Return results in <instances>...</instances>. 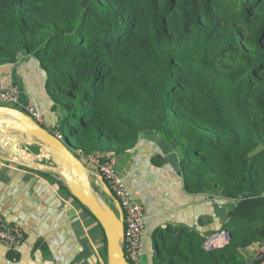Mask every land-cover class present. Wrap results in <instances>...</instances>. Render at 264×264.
I'll return each mask as SVG.
<instances>
[{"label": "trees", "instance_id": "obj_1", "mask_svg": "<svg viewBox=\"0 0 264 264\" xmlns=\"http://www.w3.org/2000/svg\"><path fill=\"white\" fill-rule=\"evenodd\" d=\"M22 50L45 74L50 132L76 156L159 138L187 194L233 202L229 241L206 249L159 227L152 264L264 263V0H0V68Z\"/></svg>", "mask_w": 264, "mask_h": 264}, {"label": "crops", "instance_id": "obj_2", "mask_svg": "<svg viewBox=\"0 0 264 264\" xmlns=\"http://www.w3.org/2000/svg\"><path fill=\"white\" fill-rule=\"evenodd\" d=\"M12 76L22 83L25 104L41 113V126L50 131L57 118L45 91L44 72L35 61L22 59L12 67L0 68V86L13 85ZM159 140L140 137L134 150L116 157L117 172L125 177L134 199L145 209L147 264H152L153 231L167 225L195 231L204 240V247L208 243L220 247V242L227 241L221 234L228 232L227 212L233 207V202L212 192L187 194L172 154ZM20 149L25 156H34L39 164L51 166L48 156L39 149ZM156 155L164 159L162 166L153 165L151 158ZM92 184L99 195L103 194L95 177ZM0 215L8 224H18L24 234L15 252L0 246V264H107L101 226L53 173L36 172L0 159ZM262 244L255 242L242 253L252 260Z\"/></svg>", "mask_w": 264, "mask_h": 264}, {"label": "water", "instance_id": "obj_3", "mask_svg": "<svg viewBox=\"0 0 264 264\" xmlns=\"http://www.w3.org/2000/svg\"><path fill=\"white\" fill-rule=\"evenodd\" d=\"M36 61L25 50L17 55V63L22 59ZM12 81L19 87V104L24 105L26 98L22 94V83L13 76ZM35 147L48 156L51 166L39 164L33 156H25L20 148ZM0 155L6 163L30 169L36 172H49L57 176L71 196L79 202L101 226L106 238L107 264H130L124 254L123 211L103 177L91 171L64 142L55 134L39 125L30 115L19 108L0 105ZM27 157V158H26ZM96 178L102 193L111 200H103L92 184ZM223 239H231L228 232H223ZM220 242L218 245H223ZM206 249L214 248L205 244Z\"/></svg>", "mask_w": 264, "mask_h": 264}, {"label": "built area", "instance_id": "obj_4", "mask_svg": "<svg viewBox=\"0 0 264 264\" xmlns=\"http://www.w3.org/2000/svg\"><path fill=\"white\" fill-rule=\"evenodd\" d=\"M20 89L14 83L8 87L0 86V104L8 107L23 106L26 114L30 115L39 125L43 118L32 105L19 104ZM16 108V107H14ZM59 137V136H58ZM81 160L90 164L96 173L103 177L115 199L123 211L124 240L123 251L130 264H144L145 255V209L136 201L126 186V179L116 170V157L109 152L92 155L78 154ZM24 240V234L18 224H8L0 215V246L7 251L15 252Z\"/></svg>", "mask_w": 264, "mask_h": 264}, {"label": "rangeland", "instance_id": "obj_5", "mask_svg": "<svg viewBox=\"0 0 264 264\" xmlns=\"http://www.w3.org/2000/svg\"><path fill=\"white\" fill-rule=\"evenodd\" d=\"M14 107H16V108H19V109H22V106H14ZM119 161V160H118ZM85 164V163H84ZM119 171H120V169H119ZM100 197L104 200V199H106V196L105 195H103V194H100ZM108 198V197H107ZM107 200V199H106ZM108 201H109V198H108ZM110 204H111V200H110ZM143 263L144 264H147V259L146 258H143Z\"/></svg>", "mask_w": 264, "mask_h": 264}]
</instances>
